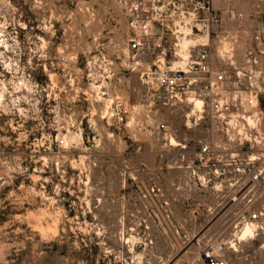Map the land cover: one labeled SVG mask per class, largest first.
I'll return each instance as SVG.
<instances>
[{
    "label": "rangeland",
    "instance_id": "obj_1",
    "mask_svg": "<svg viewBox=\"0 0 264 264\" xmlns=\"http://www.w3.org/2000/svg\"><path fill=\"white\" fill-rule=\"evenodd\" d=\"M127 1L0 2V24L9 44L19 42L23 75L35 86L14 93L31 103L13 107L5 94L11 111L0 108V264H204L208 243L221 245L229 264H264V223L244 221L240 204L227 203L248 183V155L264 158V95L256 119L246 123L247 111L220 125L202 97L158 93L143 73L167 64L157 59L174 48L170 19L154 21L133 48ZM212 1L221 17L209 35L214 64L230 80L238 72L243 85L264 87V18L254 1ZM105 60L110 117L94 92L86 95L97 70L89 64ZM207 142L210 152L200 155ZM247 226L255 237L237 239Z\"/></svg>",
    "mask_w": 264,
    "mask_h": 264
},
{
    "label": "built area",
    "instance_id": "obj_2",
    "mask_svg": "<svg viewBox=\"0 0 264 264\" xmlns=\"http://www.w3.org/2000/svg\"><path fill=\"white\" fill-rule=\"evenodd\" d=\"M253 1L264 18V0ZM125 8L128 23L136 32V37L131 39L133 48L145 43L144 39L152 33L154 21L162 23L167 16L170 19L166 26L172 36L174 48L170 51V57L164 53L157 59L162 64L164 62L167 64H163L162 67L157 65L156 68L143 73L145 82L150 87L168 97L182 95L186 98L202 97L203 104L218 116L220 125L229 124L237 117L244 118L247 111L250 114L244 118L246 123L256 119L254 113L258 109L260 96L264 95V87L253 84L251 80L248 81V85H243L238 72L236 78L230 80L226 71L214 64L209 35L212 31H217L221 17L212 0H128ZM184 36H189L191 40L185 50L186 53L181 55L178 42ZM116 114L121 120L122 115ZM191 118L188 117V121H191ZM210 147V143H203L199 154H208ZM248 160L250 164L248 183L238 187L227 203L228 205L239 203V217L248 223H255L256 226L257 222L264 223V198L257 199L254 195V187L259 184L262 187L261 191L264 192V158L260 160L259 156L251 154L248 155ZM186 168L195 172L192 162H188ZM235 168L239 169L238 165ZM247 192H250V196L246 198ZM259 228L263 226L259 224ZM222 251L221 245L208 243L200 249V255L204 264H229Z\"/></svg>",
    "mask_w": 264,
    "mask_h": 264
},
{
    "label": "clouds",
    "instance_id": "obj_3",
    "mask_svg": "<svg viewBox=\"0 0 264 264\" xmlns=\"http://www.w3.org/2000/svg\"><path fill=\"white\" fill-rule=\"evenodd\" d=\"M0 2H3V0H0ZM135 7V5H133ZM26 27V26H25ZM7 28V22L4 24H0V45L3 46L4 51H0V65L3 66L5 70L8 72H11L13 75V79L5 81L3 78V73L0 72V108H3L5 113L10 112L11 109L7 107V104L4 103L5 101V94H7L8 97H10V103L13 105V107L18 106L19 102L21 100L27 101L31 103L29 96L28 95H20V96H14V93L21 92L22 89L26 90L27 93H33L35 91V86L30 84L25 76L23 75L24 73V68L21 67L20 62H19V55L20 53L17 52V49L19 48V42L16 40V38L13 36L11 39L13 40V44L8 43L9 36L5 35L4 29ZM51 31V27L47 29ZM145 31H147V27L145 28ZM181 31H184V29H181ZM53 35L55 34L54 32L52 33ZM42 42L39 44L37 51H40V55L44 58H46V53L43 51V49H46L48 47V42L43 41V38H39ZM139 43V41H137ZM187 45H185L186 47ZM7 51H12L15 53V56L17 58L13 57H6L5 53ZM59 52H62V49H58ZM72 60H75L76 57L72 56ZM185 60H187V56H185ZM29 65H31V58H29ZM112 62L105 60L101 62L100 64H96L95 61L89 64V68H93L94 66L96 67V72L93 74L92 72L89 73L90 75V85H89V93H86V95H90L91 92L95 93V96L93 97L97 101H103L105 104V107L102 110V117L104 116H112L115 113L110 112L109 109L112 106L113 99L109 98L108 100H104V95L105 93L101 92L102 88H107L108 84L105 83L106 79H111V72L108 67ZM128 66V65H125ZM134 67V66H133ZM180 67H183V65H180ZM102 68L103 71H99V69ZM45 72H47V69H45ZM20 73L19 76L16 74ZM99 80L100 83L97 84L96 81ZM9 85H11V91H9ZM38 103V101H37ZM199 107V104L197 105ZM21 114H24L23 109H19ZM95 115V113H92ZM65 147H67V144H64ZM251 235V232L246 231L243 235L238 236L237 239H245L247 236ZM228 243L232 246L235 247V244L232 241H228Z\"/></svg>",
    "mask_w": 264,
    "mask_h": 264
},
{
    "label": "bare ground",
    "instance_id": "obj_4",
    "mask_svg": "<svg viewBox=\"0 0 264 264\" xmlns=\"http://www.w3.org/2000/svg\"><path fill=\"white\" fill-rule=\"evenodd\" d=\"M187 37H189V36H187ZM188 41H183L182 43H181V45H180V48H181V50H180V53H181V55H184L185 53H186V49H187V46L185 47V45H188V43H187ZM200 101L202 102V99H200ZM199 101V102H200ZM172 144H176V143H173L172 142ZM255 228H254V226H247V227H245L241 232V235H243L246 231H248V232H251V235H249V236H247V237H249V238H253V237H255V230H254Z\"/></svg>",
    "mask_w": 264,
    "mask_h": 264
},
{
    "label": "water",
    "instance_id": "obj_5",
    "mask_svg": "<svg viewBox=\"0 0 264 264\" xmlns=\"http://www.w3.org/2000/svg\"><path fill=\"white\" fill-rule=\"evenodd\" d=\"M221 212H222V210H221ZM216 217H217V215H216L215 217L212 218V221H213ZM195 239H196V237L194 238L193 241H195ZM186 247H187V246H186ZM186 247H184L183 249H181V252H180V253H182V252L186 249Z\"/></svg>",
    "mask_w": 264,
    "mask_h": 264
}]
</instances>
